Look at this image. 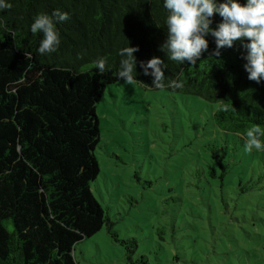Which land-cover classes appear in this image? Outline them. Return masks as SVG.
<instances>
[{
	"label": "trees",
	"instance_id": "obj_1",
	"mask_svg": "<svg viewBox=\"0 0 264 264\" xmlns=\"http://www.w3.org/2000/svg\"><path fill=\"white\" fill-rule=\"evenodd\" d=\"M8 2L0 10V264H79L76 245L103 226L125 248L128 264H148L143 256L133 259L136 240L117 237L92 190L100 172L97 104L108 85L123 80L117 77L121 51L138 48L132 75L149 88L157 87L140 62L159 57L164 80L158 88L218 103L213 124L242 141L248 126H264V81L247 78L239 40L215 56L208 35L196 63L168 60L163 0ZM55 9L68 19L56 25L57 49L41 55V34L29 26L37 13ZM221 19L214 13L210 27Z\"/></svg>",
	"mask_w": 264,
	"mask_h": 264
},
{
	"label": "rangeland",
	"instance_id": "obj_2",
	"mask_svg": "<svg viewBox=\"0 0 264 264\" xmlns=\"http://www.w3.org/2000/svg\"><path fill=\"white\" fill-rule=\"evenodd\" d=\"M218 103L134 80L97 104L100 172L92 190L133 259L148 264H264V151L212 122ZM79 264H128L103 226Z\"/></svg>",
	"mask_w": 264,
	"mask_h": 264
},
{
	"label": "clouds",
	"instance_id": "obj_3",
	"mask_svg": "<svg viewBox=\"0 0 264 264\" xmlns=\"http://www.w3.org/2000/svg\"><path fill=\"white\" fill-rule=\"evenodd\" d=\"M8 0H0V10L10 8ZM167 10L165 26L167 39L162 46L167 59L180 63L194 64L202 52L209 47L208 35L215 40L213 55L219 56L224 47L231 48L237 40L246 49L243 65L248 79L260 83L264 81V0H163ZM222 19L215 28L210 27L213 14ZM68 19V13L55 9L51 14L40 12L33 17L29 26L32 34H41L36 51L41 54L54 52L60 44L57 23ZM245 40L247 42H245ZM138 48L126 47L120 55V69L117 77L126 84H133V71L137 61L134 53ZM95 67L102 73L105 61L99 58ZM145 76L153 78V86L161 87L164 80V65L159 57L153 56L140 62ZM176 87L180 84L176 83ZM228 105H224L226 109ZM243 150L245 152L264 151V126L251 124L244 130Z\"/></svg>",
	"mask_w": 264,
	"mask_h": 264
}]
</instances>
